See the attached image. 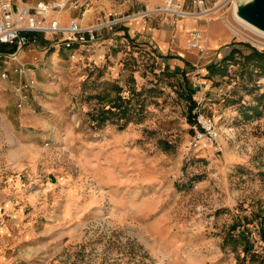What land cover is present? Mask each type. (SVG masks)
Instances as JSON below:
<instances>
[{
	"label": "rangeland",
	"instance_id": "374dc122",
	"mask_svg": "<svg viewBox=\"0 0 264 264\" xmlns=\"http://www.w3.org/2000/svg\"><path fill=\"white\" fill-rule=\"evenodd\" d=\"M105 1L112 3L105 10L122 15L154 7ZM219 1L204 0L202 10H211L200 17L222 20L240 53L219 61L229 49L210 63L212 70L183 79L175 70L160 71L149 51L134 48L121 55L117 72L89 61L86 50L71 57L69 49L41 70L40 92L56 99L59 116L45 131L30 127L23 135L32 142L28 167L18 173L0 168V177L25 183L24 216L8 252L31 259L16 264H264L258 225L264 216V106L254 110L264 78L241 65L248 45L264 50V37L234 18L244 0ZM186 4H193L188 11L200 10L191 0ZM96 11L87 10L83 20ZM182 80H189L188 89ZM116 85L128 111L98 122L100 109L118 95ZM195 111L213 119L219 146L207 139L192 144ZM58 180L59 186H44ZM239 231L252 243L245 257L242 242L227 239Z\"/></svg>",
	"mask_w": 264,
	"mask_h": 264
},
{
	"label": "crops",
	"instance_id": "0c3cea01",
	"mask_svg": "<svg viewBox=\"0 0 264 264\" xmlns=\"http://www.w3.org/2000/svg\"><path fill=\"white\" fill-rule=\"evenodd\" d=\"M138 1L146 6H158L164 2V0ZM110 5L112 3L105 0L92 2L89 9L97 11L85 20L79 17L78 22L81 25L94 23L99 14ZM190 7H193V4L189 6L183 3L185 10ZM55 15L48 14L46 22ZM59 17L64 24L70 17L77 16L75 11L67 10L59 14ZM228 29L219 18L206 20L193 16L175 18L169 14L154 13L127 20L111 30L98 32L97 36L102 37H98L92 44L94 48L75 46L73 56L79 50H86L85 56H88L89 61L97 65L103 64L102 66L105 63L109 71L117 72L119 69L117 64L124 51H130L131 48L149 51L155 58L154 63L160 71L175 70L176 75L184 79L187 74L193 75L201 70L207 71V65L234 47V44H231L233 41ZM193 31L201 34L202 50L189 45V35ZM29 36L35 37V42H30L21 49H17L14 45L0 44V168L7 167L15 173L22 172L28 167V152L32 142L23 139V135L29 132L30 127L45 131L50 126V121H54L50 118L59 116L60 106L56 99L53 98V101L46 93L40 92L41 70L46 69L50 62L54 63L59 59L61 52H66L59 42L61 39L59 35L39 32L30 33ZM12 53L16 54L15 58L11 56ZM17 64L23 65L27 70L23 74L13 72ZM2 72H7L8 76L2 77ZM28 80H33L34 83L32 87L23 90L27 97L21 100L22 105L18 107L19 98L16 91ZM188 81L182 80L181 86L184 90L190 86ZM30 180L28 178V181ZM54 183H58L59 186L60 181H47L44 186ZM24 185L19 176L0 177V264H16L18 261L31 259L30 256L21 253L17 256L8 252L17 241V234L14 231L16 227H19L21 217L24 216L25 210L22 205L25 194ZM45 189L46 187H43L41 190ZM69 211L72 213L70 198Z\"/></svg>",
	"mask_w": 264,
	"mask_h": 264
},
{
	"label": "built area",
	"instance_id": "2783aa9c",
	"mask_svg": "<svg viewBox=\"0 0 264 264\" xmlns=\"http://www.w3.org/2000/svg\"><path fill=\"white\" fill-rule=\"evenodd\" d=\"M185 0H166L161 6L147 7L132 15H122L115 10H104L89 25H81L77 17H70L66 23H61L60 17L55 15L48 22L46 16L50 13L59 12L62 9L70 11H79L80 18H84L89 10L91 2L89 0H53L46 2L36 0L33 3H27L24 0H0V44L14 45L17 49L27 46L30 42H35V37L30 38V33H43L50 35H59L60 44L73 51V48H88L97 41V34L103 30H111L115 26L127 20L148 16L154 13L169 14L175 18L187 17L203 11L204 0H191L197 7V12L188 11L183 8ZM66 10V11H67ZM190 47H196L200 50L201 34L197 31L190 33ZM73 57L74 52L71 53ZM15 53L11 56L15 58ZM27 69L23 65L17 64L13 72L23 74ZM2 77H7V72L1 73ZM33 80H28L22 84V88L17 89L16 94L19 98L17 106L20 107L21 100L25 99V88L32 87ZM194 137L192 144L196 146L201 140L207 139L212 144L219 146L218 129L212 118L205 116L200 111H195L191 126Z\"/></svg>",
	"mask_w": 264,
	"mask_h": 264
},
{
	"label": "trees",
	"instance_id": "16d2710c",
	"mask_svg": "<svg viewBox=\"0 0 264 264\" xmlns=\"http://www.w3.org/2000/svg\"><path fill=\"white\" fill-rule=\"evenodd\" d=\"M245 45H248V44L245 43ZM248 46L251 48V51L249 54H246V55L242 54L243 61L241 62V65H242V67H245L247 65H252V70H255L256 73L259 75V77L264 78V50L259 51L257 48H255L253 46H250V45H248ZM234 49L235 48L232 47L231 50L229 51V53L222 56L219 59V61L232 60L234 58L235 53H240V52H238V50H234ZM207 68L212 70V67L210 64L207 65ZM115 91L118 94L115 97V99L110 100V104H108L107 107L104 106L98 112V114H97V115H99L98 122H103L105 119L110 117L111 114H119L121 117H124L126 115V112L128 111V107H129V102L123 100V98L119 95V93L121 91L120 86L116 85ZM257 101H258V104L256 107H254V110L256 111V113H259L257 110L258 106L259 105L264 106V92H262L258 96ZM189 106H190L191 110L195 106V102L193 101V99L191 97L189 98ZM91 117H93V115ZM191 122H193V119L191 120ZM259 220H260L259 224H258L259 225V234L264 241V216L261 215ZM234 229H235V225L232 226L231 231H233ZM227 239H229V240L231 239L235 242H242V250L244 252L243 257H245L246 254L250 253V251L252 249V243L244 232L239 231L237 236L230 233V235L227 236Z\"/></svg>",
	"mask_w": 264,
	"mask_h": 264
},
{
	"label": "water",
	"instance_id": "95a60500",
	"mask_svg": "<svg viewBox=\"0 0 264 264\" xmlns=\"http://www.w3.org/2000/svg\"><path fill=\"white\" fill-rule=\"evenodd\" d=\"M238 17L264 31V0H244L236 4Z\"/></svg>",
	"mask_w": 264,
	"mask_h": 264
},
{
	"label": "bare ground",
	"instance_id": "6f19581e",
	"mask_svg": "<svg viewBox=\"0 0 264 264\" xmlns=\"http://www.w3.org/2000/svg\"><path fill=\"white\" fill-rule=\"evenodd\" d=\"M165 1H166V0H165ZM226 1H227V0H220L219 3L217 4V6H220V5L224 4ZM164 3H165V2H164ZM66 10H67V9H62V10H60L59 12H55V14H56L57 16H59V14L65 12ZM210 10H211V9L203 10V11L201 12V13H203V14H200V13L197 14V13H195V14H193V15H189V16L200 17V16H202V15H204V14H207V12L210 11ZM235 10H236V6L234 7V10H233V16H234V18L237 20V22H238L241 26L247 28L248 30L254 32L255 34H257V35H259V36L264 37V31H261V30L257 29V28L254 27L253 25L249 24L248 22H246V21H244L243 19H241L240 17H238V16L236 15V13H235ZM234 32L237 33L238 30L235 29Z\"/></svg>",
	"mask_w": 264,
	"mask_h": 264
}]
</instances>
